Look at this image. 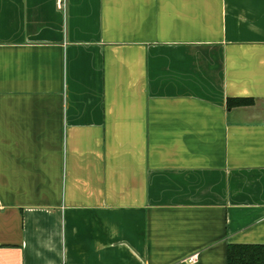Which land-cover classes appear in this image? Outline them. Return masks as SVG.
<instances>
[{
  "label": "crops",
  "instance_id": "0c3cea01",
  "mask_svg": "<svg viewBox=\"0 0 264 264\" xmlns=\"http://www.w3.org/2000/svg\"><path fill=\"white\" fill-rule=\"evenodd\" d=\"M230 244H264V0H0V264Z\"/></svg>",
  "mask_w": 264,
  "mask_h": 264
},
{
  "label": "trees",
  "instance_id": "16d2710c",
  "mask_svg": "<svg viewBox=\"0 0 264 264\" xmlns=\"http://www.w3.org/2000/svg\"><path fill=\"white\" fill-rule=\"evenodd\" d=\"M227 264H264V244H230Z\"/></svg>",
  "mask_w": 264,
  "mask_h": 264
},
{
  "label": "built area",
  "instance_id": "2783aa9c",
  "mask_svg": "<svg viewBox=\"0 0 264 264\" xmlns=\"http://www.w3.org/2000/svg\"><path fill=\"white\" fill-rule=\"evenodd\" d=\"M63 1H64V0H57V4H58V6H60V5L63 3ZM191 259H192V257H191Z\"/></svg>",
  "mask_w": 264,
  "mask_h": 264
}]
</instances>
